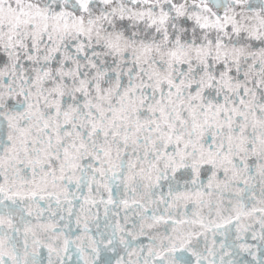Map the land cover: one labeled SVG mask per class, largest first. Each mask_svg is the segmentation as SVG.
<instances>
[{"label": "snow or ice", "instance_id": "1", "mask_svg": "<svg viewBox=\"0 0 264 264\" xmlns=\"http://www.w3.org/2000/svg\"><path fill=\"white\" fill-rule=\"evenodd\" d=\"M0 264H264V0H0Z\"/></svg>", "mask_w": 264, "mask_h": 264}]
</instances>
